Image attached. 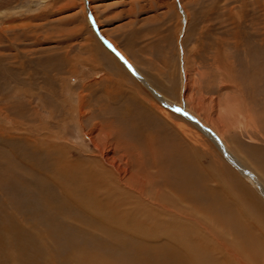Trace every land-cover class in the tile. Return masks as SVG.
<instances>
[{
    "label": "rangeland",
    "instance_id": "rangeland-1",
    "mask_svg": "<svg viewBox=\"0 0 264 264\" xmlns=\"http://www.w3.org/2000/svg\"><path fill=\"white\" fill-rule=\"evenodd\" d=\"M263 15L264 0H0V216L12 218L11 227H21L23 236L19 245L20 236H10V264H28V237L34 236L26 234L29 229L44 242L42 249L35 244L40 251L36 264H63L71 253L89 251L87 238H77L71 228L61 230L44 212L45 173L56 158L90 161L85 164L94 167L93 160L101 164L108 151L121 164L127 156L130 191L116 188L138 200L141 176L160 177V172L144 175L155 172L152 145L160 159L174 164L187 157L196 168L194 176L220 177L233 187L228 175L234 173L264 204V42L256 35L264 27ZM225 37L229 45L223 44ZM188 93L201 97L200 103L187 106L183 99ZM194 104L202 107L201 117ZM204 109L220 117L223 134L203 120ZM200 120L216 133L227 155L201 131ZM108 176L111 184L120 175L109 171ZM158 182L153 194L163 185ZM88 191L83 197L90 199ZM68 202L86 215L82 200ZM140 209L137 223L131 218L113 222L148 229L156 211L146 203ZM115 212L125 213L117 205ZM236 212L246 223L257 219L254 211L251 220L239 209L231 218H240ZM90 213L91 219L97 215L100 230L113 227L100 223L103 214ZM198 214L214 221V231L224 228L213 213ZM223 220L230 222L227 214ZM155 229L165 235L160 220ZM219 239L224 242L223 235ZM97 252L107 257L83 263L127 264L132 251L125 247L121 261L104 249Z\"/></svg>",
    "mask_w": 264,
    "mask_h": 264
},
{
    "label": "bare ground",
    "instance_id": "bare-ground-1",
    "mask_svg": "<svg viewBox=\"0 0 264 264\" xmlns=\"http://www.w3.org/2000/svg\"><path fill=\"white\" fill-rule=\"evenodd\" d=\"M89 1L91 2V0ZM93 7L92 4L89 5L90 11H95ZM259 19L262 24L264 15ZM98 22L101 26L100 21ZM101 31L106 34L105 31ZM234 32L233 35L237 38V31L235 30ZM256 35L260 37L261 42H264V27H261L260 33L257 32ZM104 42H106V38ZM223 44L229 45L228 38L224 40ZM121 57L124 58L125 56L121 54ZM200 100L201 97L190 96L188 93L183 102L190 107V101L200 103ZM155 106L158 107L157 105ZM195 107V113L201 117L202 107ZM160 108L158 107L159 111L168 117L166 110L162 107ZM203 111H205V117H202L204 118L203 120L212 124L220 134H223L225 130L222 129L220 117L216 115L217 117L213 118L206 109ZM199 122L201 131L205 132L227 155V149L215 135L216 133L207 130L203 121L200 120ZM91 137L94 145L105 152L106 147L100 146L96 139L93 136ZM151 149L154 155H152L153 164L156 165L155 172H150L151 170L149 169L150 171L147 170L144 175L147 173L158 174L160 172V177L147 178L146 176H141L142 191L138 193V200L130 194L123 195L116 188L120 186L124 191L129 190L126 186V175L133 176V174L131 168H128L130 165L128 166L129 158L127 156L121 157L123 158V164H121L108 151L105 160L101 164H99L98 160H93L94 167H91L90 164H85L90 161L77 164L75 161L67 160L66 163H63L56 158L57 162H50V167L45 173L49 190L43 191L44 212L48 213L49 217H52V222H57L56 225L61 230L71 228L74 231V235L77 234L76 237L84 236L87 238L86 246L89 250L83 249L82 253L79 251L71 253L66 258L64 257L63 264H84L83 262L104 259L107 256L97 252L103 249L107 255L110 253L113 258L121 261L125 247L132 251L127 264H264V223H262L264 221V210L258 206L259 202L256 199L255 191H252L251 188L249 189L248 185H244L245 183L242 180L239 181L234 173L227 172L230 175L225 173L231 176L233 187L220 177H205L198 172V175L194 176L192 173H194L196 168L187 157L181 163L174 164L168 159H160L158 150L156 154V147L151 145ZM171 159L175 162L174 157H171ZM229 159L241 173H248L245 166L237 158L229 157ZM144 166L146 167V161ZM228 170L232 172L231 169ZM109 171L120 175L116 177V182L111 184H108ZM64 173L68 174L64 175ZM225 174L223 175L225 176ZM159 180H161L163 185L153 194L151 192L153 185L160 183L158 182ZM255 181L260 185V181ZM87 189H89L90 199L83 197ZM261 189L264 192L262 186ZM236 195H239V197L236 198ZM71 199L82 200L90 212L104 215L99 216L104 222L100 221V223L104 227L108 226L105 224L106 222L113 226L101 229L106 236L101 233L99 225L96 224L97 215H94L93 219H91L88 214H92L85 208H82V210L86 215L84 213L81 214V212L68 204ZM101 199H104V201L108 200L109 203L103 207L100 203ZM142 203L150 205L156 211L151 213L150 221L146 223L148 229L134 228L133 226L129 229L123 224L117 225L113 222L115 220H125L124 222L126 223V219L129 222L128 218H131L133 223H137L138 218L143 213L142 209H140ZM116 205L122 206L123 211H125L123 215L115 212ZM247 205L257 208L254 210L257 216V219H254L255 221L246 223L237 212L240 218H231L233 213L234 217L236 216L235 211L239 209L252 220L253 216L250 215L251 211ZM247 210L250 212H247ZM199 211H204L206 214L208 212L213 213L214 218H212L220 222L224 228H221V230L218 228V230L214 231V221L212 222L206 215L200 216L198 214ZM105 212L109 213V216ZM3 214L8 213L5 212ZM225 214H227L230 222L223 220V215ZM60 216L61 222H59ZM7 217L5 215L3 219L2 215L0 216V264H10L11 259L10 255H8V247L11 243L10 236L13 234L20 236L19 240H16L18 245L23 240L21 238L23 237L21 227L20 229L11 227L10 221L12 218L10 220ZM67 217L76 220L81 226L91 227V231L71 224L68 219H65ZM215 218H219V220ZM230 218L234 220L232 221ZM159 220L165 229L164 236H162L161 231L154 230V226ZM123 229L126 230V233L122 232ZM46 232L51 237V231L47 229ZM26 234H34V236L28 237L29 245L26 250L25 261H28V264H36L40 255L38 248L42 249L44 242L40 243L41 240L33 230L29 229ZM222 235L224 242L219 239ZM228 235L230 238H228ZM46 237L48 236L46 235ZM36 243L41 245L37 248ZM112 243L118 246L109 248L108 246ZM83 244L85 243L83 242ZM88 245H91V247ZM43 252H45L44 248Z\"/></svg>",
    "mask_w": 264,
    "mask_h": 264
},
{
    "label": "crops",
    "instance_id": "crops-1",
    "mask_svg": "<svg viewBox=\"0 0 264 264\" xmlns=\"http://www.w3.org/2000/svg\"><path fill=\"white\" fill-rule=\"evenodd\" d=\"M256 198H257V197H256ZM257 199H258V198H257ZM258 201H259V199H258ZM259 202L261 203V201H259ZM261 205L264 207V204L261 203ZM248 209H250L251 211H254L253 208H250V207H249Z\"/></svg>",
    "mask_w": 264,
    "mask_h": 264
},
{
    "label": "water",
    "instance_id": "water-1",
    "mask_svg": "<svg viewBox=\"0 0 264 264\" xmlns=\"http://www.w3.org/2000/svg\"><path fill=\"white\" fill-rule=\"evenodd\" d=\"M109 46H111V45H109Z\"/></svg>",
    "mask_w": 264,
    "mask_h": 264
}]
</instances>
